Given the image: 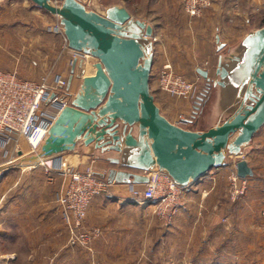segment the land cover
<instances>
[{
    "label": "crops",
    "instance_id": "1",
    "mask_svg": "<svg viewBox=\"0 0 264 264\" xmlns=\"http://www.w3.org/2000/svg\"><path fill=\"white\" fill-rule=\"evenodd\" d=\"M21 1L31 5L29 0ZM78 1L85 5L84 0ZM114 5L124 7L132 18L151 27V36L148 38L152 55L149 87L161 115L172 124L184 129L205 131L220 124L234 113L240 101L239 88L233 83V78L228 76L224 80L225 85L220 86L216 82L220 81L216 70L218 67H224L231 73L236 68V59L244 50L242 44L244 38L264 26L262 19L261 26L253 28L251 20L253 12L264 7V0H211L209 7L197 17L190 16L184 11L183 0H136L129 6L124 2L111 6ZM108 7L104 9L103 14ZM48 16L52 18L51 14ZM0 33H3L4 41L7 42L6 39L9 37L12 39L15 31L0 30ZM46 36L57 42L62 40L55 33L40 31L37 33V42L41 44L42 40H46ZM22 38L23 43H27V47H30L31 39L28 43L23 35ZM6 47V45L1 47L0 43V53L4 50L7 54L4 58L8 59L4 65H0V70L11 72L17 68L20 60L19 65L34 64L29 60L28 52H23L21 49L22 57L19 60L15 57L18 49L16 52H11ZM39 50L37 53L46 59L49 54H52V51L49 53L50 50L45 47H40ZM69 54L70 52L67 51V54L57 61L52 71L53 74L49 76L52 84L58 75L66 79L67 94L64 99L68 104L79 91L82 77L93 74V64L96 62L94 59L72 60ZM166 63L171 65L174 72L193 82L195 87L198 86V91L196 92L195 88L193 95L188 98H178L161 91L158 87L157 75ZM198 70L207 71L209 80L203 77ZM202 86H209V88L206 91L202 88V92L199 90ZM52 94L53 91L50 92V97H55ZM59 97L63 96L59 95ZM193 98H195L193 102L201 105H189V101ZM202 98L204 101L200 103ZM21 141L27 144L24 139L17 143L16 138L11 136L5 145H0V183L7 179L13 171L14 167L9 163L13 162L11 157L15 147H17L18 156L21 157V162H34L35 164L38 162L34 158L35 154L32 155L30 150L24 152ZM234 157H238L236 161L244 159L251 170V174L245 177L247 184L244 194L235 202L227 199L222 178L225 180V175L228 176L236 161L232 167H228L225 158L223 166L210 170L196 181L195 191L188 197L186 210L192 207V198L200 202L199 205L203 206V214L208 220L205 225L203 224V229L209 232L216 231L220 236L224 233L227 241L222 244L230 247L231 257L235 255L233 258H236L244 250L249 251L244 247L251 245L260 246V252L263 254L264 189L257 180L256 171L264 166V123L253 134L249 143L241 148L240 156ZM51 158L56 166L64 162L74 170L84 171L91 168L98 177L106 180L111 170L115 173L123 171L139 175L144 172L125 167L124 163L128 161L126 155L115 151H101L96 149L93 143L84 145L81 139L77 141L74 150L56 154ZM227 168L229 172L225 171ZM22 169L20 168L21 172ZM21 176H23L22 173ZM57 180V182L54 180L52 181L54 183L48 184L55 190L54 193L49 194L51 201L56 203L55 207L50 211H46L45 207L38 208L37 217H33L32 222L26 226L23 225V234L25 235L27 231L30 235L27 238L29 246L47 248L59 245L60 237L56 238L55 227L51 222V218L62 221L59 197L64 188V182L61 174ZM13 187L14 184L6 188V193ZM132 188L141 190L144 188V183H133L132 181L113 183L109 195L103 194L92 199L87 209L85 224L89 228L98 227L101 230V237L94 242V248H97V245H100L102 249L112 245L111 233L117 229H126L122 221L124 222L130 214H141L142 209H145L144 204L136 203L131 199ZM211 216L213 221H210ZM254 216L258 218L256 223L253 222L255 221ZM225 218L227 221L223 220ZM57 229L59 232L65 230L60 225H57ZM35 232L37 239H33ZM250 260L253 261V259Z\"/></svg>",
    "mask_w": 264,
    "mask_h": 264
},
{
    "label": "water",
    "instance_id": "2",
    "mask_svg": "<svg viewBox=\"0 0 264 264\" xmlns=\"http://www.w3.org/2000/svg\"><path fill=\"white\" fill-rule=\"evenodd\" d=\"M29 1L58 18L69 49L96 59L93 74L82 77L79 91L49 125L34 155L37 161L72 151L81 139L84 145L126 155L127 168L156 167L184 185L223 166L226 155L240 156L264 123V26L244 38L231 73L224 67L216 70L220 86L228 76L239 88L238 107L220 124L194 131L169 122L154 102L149 25L116 5L102 15L78 0H59V6L52 0ZM198 71L209 80L207 71ZM235 172L240 178L251 174L244 159L236 161ZM107 181L146 183L147 176L111 170Z\"/></svg>",
    "mask_w": 264,
    "mask_h": 264
},
{
    "label": "rangeland",
    "instance_id": "3",
    "mask_svg": "<svg viewBox=\"0 0 264 264\" xmlns=\"http://www.w3.org/2000/svg\"><path fill=\"white\" fill-rule=\"evenodd\" d=\"M118 2H124L129 6L136 0H84V6L87 10L103 14L106 7ZM60 3L59 0H52L53 5L59 6ZM48 15H50L48 12L32 7L21 0H0V30L15 31L12 39H9L10 37L6 39L7 42L4 41L3 33H0L1 47L6 45L7 50L11 52H16V49H18L15 57L19 60L22 57L21 49H23V52H28L29 60L34 63L19 65L20 60L17 68L11 70L21 79L38 81L46 74L52 75L57 61L67 54L68 50L63 48L64 37L62 34L54 32V26L58 23L57 17L52 15V18H48ZM251 17L253 28L261 26L260 22L264 19V7L256 9ZM40 31L42 33H55L62 40L57 42L46 36V40H42L40 44L36 40L37 33ZM22 35L28 43L31 39L30 47H27V43H23ZM40 47L50 50L49 53L52 51V54H49L47 59L44 58L43 55L37 53ZM5 55H7L6 52L1 51V66L4 65V62H8V59L4 58ZM91 59L96 61L95 58L88 56L87 60ZM178 75L183 77L181 74ZM204 87L202 86L199 90L203 92L202 88L204 89ZM195 88L197 92L198 86ZM193 93L187 97L173 96L188 98ZM203 98L201 101L199 100L200 103L204 101ZM191 100L189 105H201L193 102L195 98ZM19 140L22 139H17V143ZM21 145L25 153L29 152L30 148L25 142L21 141ZM16 150L17 147L12 152L11 159L13 162L9 163L14 167L13 171L7 179L0 183V264H264V252L263 254L260 252V246L244 247L249 251L244 250L242 254H238L236 258H233L235 255L231 257L230 247L222 244L227 241L224 233L220 236L216 231L209 232L203 229L205 222L208 220L203 214L204 208L199 205L200 202L192 198V207L190 210H186L188 197L193 192L185 197L184 208L169 220L160 217L154 208L144 205L145 209H142L141 214H130L124 222L122 221V225L126 229L113 231L111 233L113 244L103 249L100 245H97V248L93 247L94 242L101 235L90 245L91 251L69 247L67 245V233L64 230L65 226L62 223L63 220H60V222L54 218H51V222L55 227L56 238L60 237L59 245L47 248L36 245L29 246L27 245V238L30 235L27 231H25V235L23 234V225L26 226V224L32 222L33 217H37L38 208L45 207L46 211H50L55 207L56 203L51 201L52 198L49 195L52 192L54 193L55 190L48 184L50 182L54 183L52 182L54 180L57 182L60 173L45 172L43 166L34 162H21V157L18 156ZM25 156H28V154ZM231 157H226L228 167H232L234 161L238 159V157ZM20 168H23L22 172ZM225 171L229 172L228 168ZM256 172L258 174L257 180L264 189V166ZM21 173L23 176H21ZM59 181L61 183V179ZM222 183H225L224 192L227 199L231 201L227 194V175H225V180L222 178ZM13 184L12 190L6 193V188ZM23 205L25 206L23 207ZM223 220L227 221L226 218ZM254 220L253 222L256 223L258 218L254 216ZM210 221H213L212 216ZM57 225H60L64 231L59 232ZM33 236V239H37L36 232ZM250 259H253V261Z\"/></svg>",
    "mask_w": 264,
    "mask_h": 264
},
{
    "label": "built area",
    "instance_id": "4",
    "mask_svg": "<svg viewBox=\"0 0 264 264\" xmlns=\"http://www.w3.org/2000/svg\"><path fill=\"white\" fill-rule=\"evenodd\" d=\"M210 2L183 0V8L188 15L197 17ZM54 28V32L64 37L59 21ZM63 48L70 52L72 60L87 59L89 56L69 49L65 38ZM157 83L161 91L178 97H187L195 91V84L176 74L168 63L158 71ZM51 91L55 95L53 98L50 97ZM66 94L67 81L60 75L55 77L52 84L49 74L38 81H30L21 79L15 72L0 70V145H5L11 136L16 140L22 138L31 153L37 155L49 125L60 109L68 104L64 99ZM40 159L42 161L37 164L43 166L45 172H57L63 178L64 188L59 197V205L67 233V245L91 251L90 245L101 235V231L97 227L86 226L87 209L94 197L109 195L114 182L98 177L91 168L79 171L64 162L56 166L51 157ZM143 173L147 176V182L141 190L131 189V199L154 208L165 220L183 209L185 197L195 190L196 181L177 184L165 170L156 167ZM227 178L228 198L235 201L244 194L246 178L236 175L235 166Z\"/></svg>",
    "mask_w": 264,
    "mask_h": 264
},
{
    "label": "trees",
    "instance_id": "5",
    "mask_svg": "<svg viewBox=\"0 0 264 264\" xmlns=\"http://www.w3.org/2000/svg\"><path fill=\"white\" fill-rule=\"evenodd\" d=\"M31 2V1H30ZM31 6L32 7H35V8H39L38 6H36L35 4H33L32 2H31ZM39 9H41V8H39ZM43 10V9H42ZM45 11V10H44ZM262 23H264V19L262 20ZM208 88H209V86H206V87H204V90L206 91V90H208Z\"/></svg>",
    "mask_w": 264,
    "mask_h": 264
},
{
    "label": "bare ground",
    "instance_id": "6",
    "mask_svg": "<svg viewBox=\"0 0 264 264\" xmlns=\"http://www.w3.org/2000/svg\"><path fill=\"white\" fill-rule=\"evenodd\" d=\"M39 162H41L42 161V159H40V160H38Z\"/></svg>",
    "mask_w": 264,
    "mask_h": 264
}]
</instances>
